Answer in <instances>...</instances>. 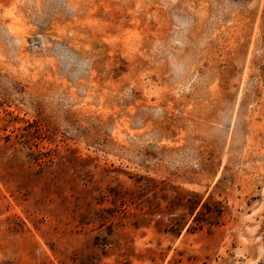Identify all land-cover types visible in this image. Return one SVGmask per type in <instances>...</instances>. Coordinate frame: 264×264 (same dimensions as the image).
Here are the masks:
<instances>
[{
	"label": "rangeland",
	"instance_id": "obj_1",
	"mask_svg": "<svg viewBox=\"0 0 264 264\" xmlns=\"http://www.w3.org/2000/svg\"><path fill=\"white\" fill-rule=\"evenodd\" d=\"M0 264H264V0H0Z\"/></svg>",
	"mask_w": 264,
	"mask_h": 264
}]
</instances>
